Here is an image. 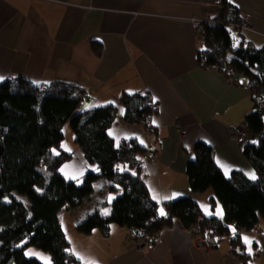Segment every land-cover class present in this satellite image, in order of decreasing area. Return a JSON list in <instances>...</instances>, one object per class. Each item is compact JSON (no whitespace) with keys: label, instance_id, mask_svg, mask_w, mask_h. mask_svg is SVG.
<instances>
[{"label":"crops","instance_id":"0c3cea01","mask_svg":"<svg viewBox=\"0 0 264 264\" xmlns=\"http://www.w3.org/2000/svg\"><path fill=\"white\" fill-rule=\"evenodd\" d=\"M233 10L237 21L245 19L252 28L227 26L237 33L234 43L244 39L263 48L264 0H0V82L21 76L41 87L70 83L87 96L84 109L116 106L108 135L117 145L134 138L144 152L153 151L152 159L142 160L144 152L139 157L160 215L161 209L167 214L165 201L191 197L205 215L223 220V204L212 188L192 191L187 163L196 157V142L202 141L212 147L226 176L240 170L256 177L243 145L231 135L233 127L245 123L253 100L246 77L237 74L236 81L229 82L223 72L202 64L199 51L204 43L189 19L214 20ZM123 93L146 94L156 103L150 130L123 120ZM70 153L61 167L65 178L77 181L97 170L75 142ZM102 190L72 210L71 228H63L72 254L82 264H242L240 249L232 250L230 237L216 249L198 247L175 217L160 230L153 246L142 249L130 229L117 224L111 225L108 236L99 230L77 232L76 223L95 209L96 202L114 195L107 183ZM106 211L109 214V206ZM260 227L264 230V222ZM249 235L252 254L245 241ZM240 237L254 257L249 264H256V254L264 258L263 236L241 231Z\"/></svg>","mask_w":264,"mask_h":264},{"label":"trees","instance_id":"16d2710c","mask_svg":"<svg viewBox=\"0 0 264 264\" xmlns=\"http://www.w3.org/2000/svg\"><path fill=\"white\" fill-rule=\"evenodd\" d=\"M237 18L233 10L229 16L220 15V23L205 25L199 58L203 65L220 70L226 77L233 68L248 80L253 110L245 118L250 138L243 144V152L256 178L240 170L226 176L215 162L212 147L202 141L196 142V157L187 163L192 191L212 188L223 204L224 219L205 215L191 197L165 201L167 214L160 215L159 203L152 198L143 175L139 156L145 148L134 138L117 145L108 135L117 117L116 106L87 110L83 108L87 96L74 84L56 82L43 90L45 87L25 77L7 78L0 82V264H43L26 256L31 246L49 252L52 264H82L72 254L60 214L92 198L101 181L107 182L108 191L115 196L96 202L95 209L76 223L77 232L99 230L108 236L111 225L117 224L130 231L138 228L146 239L154 240L175 217L185 228H199L208 236L206 249H216L224 237H230L232 250L239 248L242 264H249L240 232H250L264 222V47L244 39L234 43L224 22ZM119 102L128 123L150 126L158 110L146 94L123 93ZM67 123L86 160L97 165L96 171L81 177V183L61 172L72 157L62 147ZM42 169L48 171L47 178ZM107 206L109 214L103 212ZM232 229L237 233L232 235Z\"/></svg>","mask_w":264,"mask_h":264},{"label":"rangeland","instance_id":"374dc122","mask_svg":"<svg viewBox=\"0 0 264 264\" xmlns=\"http://www.w3.org/2000/svg\"><path fill=\"white\" fill-rule=\"evenodd\" d=\"M230 31V34L232 35V38L234 39V37L236 38L237 36V33L234 29L230 28L229 29ZM235 81H236V77H235ZM234 81V82H235ZM263 118H264V114H263ZM143 127L146 128L147 124H142ZM63 132H64V140H63V143H62V147L66 150V151H72V148H73V145H74V134H73V130L70 126L69 123H67L65 126H64V129H63ZM236 142V141H235ZM237 143V142H236ZM239 144V143H237ZM240 145V144H239ZM54 149V152H57L58 150L56 148H53ZM41 171H43V173L45 174V177L47 178L48 176V171L46 169H42ZM62 173H63V170H62ZM66 174V173H65ZM77 183H81V178H77ZM107 182L106 181H101L99 182L96 187H95V192L93 193V197L96 195V194H99L100 192H102L103 190V187L104 185L106 184ZM96 193V194H95ZM112 196H115L113 194H111V197ZM110 197V198H111ZM21 198L25 201V203L29 204V199L26 197V196H21ZM73 212V211H72ZM71 211H63L61 212L60 214V218H62L61 222H62V225H63V228L64 230L66 231H69L70 228H71V224H72V219H73V214H72ZM106 213L108 214V211H106ZM191 235L193 237V241L195 243L196 246L198 247H201L203 248L204 247V243L206 242V240L208 239V236L206 234H203L202 233V230H200L199 228L198 229H194V230H191ZM237 233V231H235ZM250 232H253L254 233V229ZM159 235V233H158ZM157 235V238L156 240L151 244V246L154 245V243L157 241L158 239V236ZM233 235V234H232ZM256 235H261L264 237V235L262 234H256ZM71 237V236H70ZM73 237V235H72ZM135 240H136V243H142L144 242L146 244V240L142 237V236H139V237H134ZM201 238H204L202 244H199L198 241H201ZM73 240V243L75 244L76 246V243H75V240L73 238H71ZM248 241H250V243L247 242L248 244V250L252 248V236L249 235L247 237ZM69 241L71 242V240L69 239ZM139 245V244H138ZM149 247V244H146L143 248H148ZM142 249V248H141ZM249 252V251H248ZM251 254H252V251H250ZM26 256L28 257H34V258H37L39 261H41L43 264H52L53 261H52V257H51V254L47 251H44L40 248H37V247H34V246H31L29 248H27L26 250ZM254 257H252L250 255L249 257V262L251 261V259H253ZM242 262V261H241ZM248 262V263H249ZM256 264H264V258L263 257H259L257 254H256Z\"/></svg>","mask_w":264,"mask_h":264},{"label":"built area","instance_id":"2783aa9c","mask_svg":"<svg viewBox=\"0 0 264 264\" xmlns=\"http://www.w3.org/2000/svg\"><path fill=\"white\" fill-rule=\"evenodd\" d=\"M191 21V23L195 26L196 32L197 34H199L201 37H203V35L205 34V25L206 24H217L220 23V21L218 19H202V18H198V17H192L189 19ZM227 26H231L234 27L240 31L243 30H251V25L248 21H246L245 19H241L239 21H229V22H224ZM236 72L233 68H229L228 69V76L227 79L229 80V82H234L235 81V77H236ZM47 88H43V90H46ZM146 130H150V126H146ZM184 132V131H183ZM231 135L233 137V139L239 143L240 145L245 144L249 138H250V132L248 130V128L246 127V124H240L238 126H235L231 129ZM142 160L145 159H152L154 157V153L152 150L148 149L146 152H144L142 155ZM194 229H198V228H193V229H189L194 230ZM131 235L133 237H139L142 236L145 240H146V244H149V246L156 240V238L153 239H146L142 232L138 229V228H133L131 229ZM254 233L255 234H262L264 235V230L261 229L260 226H256L254 228ZM204 238H201V241H198L199 244H202ZM139 244V245H138ZM144 242L142 243H137V246L139 248H143L146 245Z\"/></svg>","mask_w":264,"mask_h":264},{"label":"snow or ice","instance_id":"6c2138e0","mask_svg":"<svg viewBox=\"0 0 264 264\" xmlns=\"http://www.w3.org/2000/svg\"><path fill=\"white\" fill-rule=\"evenodd\" d=\"M251 178H252V179H255L256 177H255L254 174H252ZM110 199H111V198H110ZM105 214H107V213H105ZM164 214H165V213H164L163 209H161V215H164ZM245 241L248 242V243H250V241H248L247 238H245ZM250 251H251V250L249 249V252H250Z\"/></svg>","mask_w":264,"mask_h":264}]
</instances>
